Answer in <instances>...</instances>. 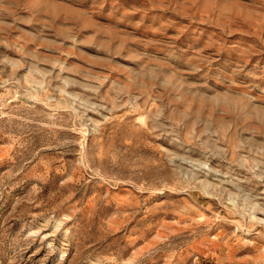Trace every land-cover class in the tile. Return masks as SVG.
Returning a JSON list of instances; mask_svg holds the SVG:
<instances>
[{
  "label": "rangeland",
  "instance_id": "obj_1",
  "mask_svg": "<svg viewBox=\"0 0 264 264\" xmlns=\"http://www.w3.org/2000/svg\"><path fill=\"white\" fill-rule=\"evenodd\" d=\"M0 264H264V0H0Z\"/></svg>",
  "mask_w": 264,
  "mask_h": 264
}]
</instances>
